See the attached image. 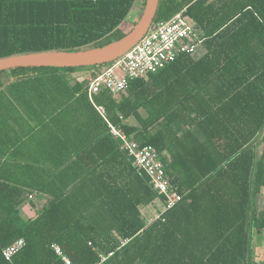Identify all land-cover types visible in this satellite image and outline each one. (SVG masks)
<instances>
[{
    "label": "trees",
    "instance_id": "16d2710c",
    "mask_svg": "<svg viewBox=\"0 0 264 264\" xmlns=\"http://www.w3.org/2000/svg\"><path fill=\"white\" fill-rule=\"evenodd\" d=\"M135 1L0 0V58L117 40ZM183 8L205 52L130 81L117 98L100 91L90 101L95 65L0 72V264H63L52 243L73 264H264L255 242L264 234V0H159L152 23ZM77 68L93 71L75 79ZM108 123L155 148L180 195L149 221L141 207L164 197ZM30 195L45 204L23 218ZM18 238L6 260L2 249Z\"/></svg>",
    "mask_w": 264,
    "mask_h": 264
},
{
    "label": "built area",
    "instance_id": "2783aa9c",
    "mask_svg": "<svg viewBox=\"0 0 264 264\" xmlns=\"http://www.w3.org/2000/svg\"><path fill=\"white\" fill-rule=\"evenodd\" d=\"M184 10L185 8L166 20L151 23L136 44L117 59L107 63L94 76L89 77L87 94L90 101L93 95L100 91H107L117 98L130 81L146 78L149 74L173 62L180 55L198 56L203 37L199 35L193 21L184 14ZM95 107L104 116L103 107ZM108 126L112 135L119 139L121 148L133 158L136 168L145 172L152 188L164 197L160 212L174 206L179 201L180 195L171 188L156 149L148 145L140 146L121 129L110 123ZM23 245V238L14 240L2 249L3 257L10 260ZM50 247L63 264H73L59 244L52 243ZM110 254L108 253L107 256ZM105 258V255L99 254L100 261Z\"/></svg>",
    "mask_w": 264,
    "mask_h": 264
},
{
    "label": "water",
    "instance_id": "95a60500",
    "mask_svg": "<svg viewBox=\"0 0 264 264\" xmlns=\"http://www.w3.org/2000/svg\"><path fill=\"white\" fill-rule=\"evenodd\" d=\"M159 0H145L142 12L129 32L98 47L79 50H45L0 58V72L16 67H86L107 64L129 50L153 21Z\"/></svg>",
    "mask_w": 264,
    "mask_h": 264
},
{
    "label": "rangeland",
    "instance_id": "374dc122",
    "mask_svg": "<svg viewBox=\"0 0 264 264\" xmlns=\"http://www.w3.org/2000/svg\"><path fill=\"white\" fill-rule=\"evenodd\" d=\"M144 2H145V0H136L135 1L133 7L130 10L129 15L125 19L124 23L121 25V28L125 34L130 31V29L133 27L134 23L139 18L140 14L142 12L143 6H144ZM95 66H97V69L100 70L105 65H95ZM92 71L93 70L89 69V68H87V69L86 68L85 69H78L77 68V70L73 71L69 75L73 78H78V77L82 78V77L89 76ZM262 146H263V143L260 141L258 143V153L261 152ZM35 197H37V196H35ZM35 199H33V200L29 199V201H26L25 203H23L19 207L20 213H21L23 218H26L27 216L29 217V216L35 214L38 211V209L40 208L39 199H37V198H35ZM257 204L264 206V194H263V196H261L257 200ZM159 209H161V203L156 200L150 205H147L145 207H141V212H142V215L145 217V219L148 221L158 214ZM145 211H148L149 214H145L144 213ZM258 238H259V236H258ZM258 243H259V247H257V248L260 250L261 249L263 250L264 249V234L260 235V240ZM261 252L262 251H260L259 253H261Z\"/></svg>",
    "mask_w": 264,
    "mask_h": 264
},
{
    "label": "crops",
    "instance_id": "0c3cea01",
    "mask_svg": "<svg viewBox=\"0 0 264 264\" xmlns=\"http://www.w3.org/2000/svg\"><path fill=\"white\" fill-rule=\"evenodd\" d=\"M205 52V46L203 45V43H202V45H201V47H199V49H198V56H196V57H193L194 59H196V58H199L203 53ZM83 78V77H82ZM82 78H80V77H78V78H75V79H82ZM30 156H32V158H33V160H37V159H40V160H42L43 158L41 157V156H39V154H36V156L35 155H30ZM46 158V157H45ZM48 158V159H47ZM44 161H46V166L47 167H50V163H49V161H52V160H54V159H52V158H50V157H47ZM263 192V194H264V190H262ZM36 195H34V196H32L31 198H29V199H31V200H33V199H35V198H37V199H39V203H40V208L45 204V197H42V196H37V197H35ZM36 200V199H35ZM27 201H29V200H27ZM160 202V201H159ZM161 203V202H160ZM160 210V209H159ZM158 210V211H159ZM142 213V212H141ZM145 214H149L148 213V211H145L144 212ZM34 215V214H33ZM33 215H31V216H33ZM30 217V216H29ZM26 218H28V216L26 217ZM154 218V217H153ZM152 219V218H151ZM150 219V220H151ZM147 221V220H146ZM149 221V220H148ZM259 240H260V236H259V238H258V236L256 237V240H255V242H256V249H257V247H259ZM260 250V249H259ZM262 250V249H261ZM260 250V251H261Z\"/></svg>",
    "mask_w": 264,
    "mask_h": 264
}]
</instances>
